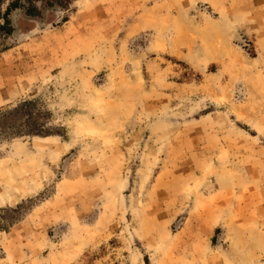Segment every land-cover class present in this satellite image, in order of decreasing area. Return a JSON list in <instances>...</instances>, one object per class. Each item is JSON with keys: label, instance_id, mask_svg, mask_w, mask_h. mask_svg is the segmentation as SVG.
Masks as SVG:
<instances>
[{"label": "rangeland", "instance_id": "rangeland-1", "mask_svg": "<svg viewBox=\"0 0 264 264\" xmlns=\"http://www.w3.org/2000/svg\"><path fill=\"white\" fill-rule=\"evenodd\" d=\"M0 264H264V0H0Z\"/></svg>", "mask_w": 264, "mask_h": 264}]
</instances>
